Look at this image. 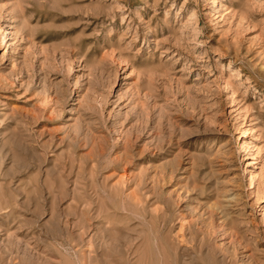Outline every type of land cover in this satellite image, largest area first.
<instances>
[{
  "label": "rangeland",
  "instance_id": "rangeland-1",
  "mask_svg": "<svg viewBox=\"0 0 264 264\" xmlns=\"http://www.w3.org/2000/svg\"><path fill=\"white\" fill-rule=\"evenodd\" d=\"M0 264H264V0H0Z\"/></svg>",
  "mask_w": 264,
  "mask_h": 264
},
{
  "label": "bare ground",
  "instance_id": "bare-ground-1",
  "mask_svg": "<svg viewBox=\"0 0 264 264\" xmlns=\"http://www.w3.org/2000/svg\"><path fill=\"white\" fill-rule=\"evenodd\" d=\"M4 38H5V35L3 34V35H2V41H3Z\"/></svg>",
  "mask_w": 264,
  "mask_h": 264
}]
</instances>
